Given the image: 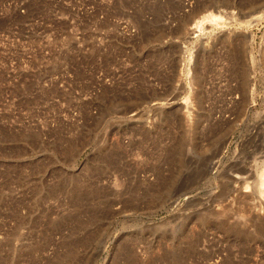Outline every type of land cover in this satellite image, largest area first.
<instances>
[{"label":"rangeland","instance_id":"374dc122","mask_svg":"<svg viewBox=\"0 0 264 264\" xmlns=\"http://www.w3.org/2000/svg\"><path fill=\"white\" fill-rule=\"evenodd\" d=\"M263 2L0 0V264H264Z\"/></svg>","mask_w":264,"mask_h":264},{"label":"bare ground","instance_id":"6f19581e","mask_svg":"<svg viewBox=\"0 0 264 264\" xmlns=\"http://www.w3.org/2000/svg\"><path fill=\"white\" fill-rule=\"evenodd\" d=\"M261 8H264V2L258 8H256L254 11L249 12V14L247 16H245V18L241 22H239L238 24L242 28L248 29L250 27L257 26L260 23H262L263 20H264V10H262ZM204 10H206V9H204ZM215 10H216V12L209 11L206 14L202 15V17L200 18V20H198L195 23V26L198 29V31H203L205 29V26L206 25H209V27L211 29H214V27L222 26V24H224L223 23V16L221 15L222 14L221 11L220 10H217V9H215ZM249 36H248V34H247V36L244 35V31H243V38L244 39L250 38ZM224 38L226 40L229 39L228 36L227 37H224ZM251 41L252 40H250V43H249V45H248V47L246 49L249 51L248 52V54H249V66L252 69V67L254 65V57L252 55V50H251V45H250L251 44ZM207 43H205L204 46H206ZM261 61L264 64V52L263 51H262V54H261ZM250 94H251V100H252L251 102H253V92L251 91ZM182 104H183V106L186 109L188 108L187 105H186V103H182ZM184 107H181V108H184ZM256 174H257L256 175L257 178H255V185H254V189L255 190H254V194L262 195L263 190H264V164L257 171ZM240 187H242V186H240Z\"/></svg>","mask_w":264,"mask_h":264},{"label":"built area","instance_id":"2783aa9c","mask_svg":"<svg viewBox=\"0 0 264 264\" xmlns=\"http://www.w3.org/2000/svg\"><path fill=\"white\" fill-rule=\"evenodd\" d=\"M190 6H191L190 3H188V2L184 3V7H185V8H188V7H190Z\"/></svg>","mask_w":264,"mask_h":264}]
</instances>
